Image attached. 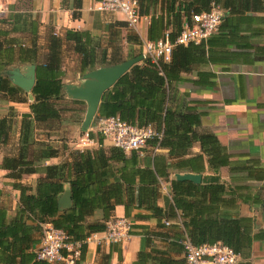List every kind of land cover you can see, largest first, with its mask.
<instances>
[{
	"label": "trees",
	"instance_id": "obj_1",
	"mask_svg": "<svg viewBox=\"0 0 264 264\" xmlns=\"http://www.w3.org/2000/svg\"><path fill=\"white\" fill-rule=\"evenodd\" d=\"M136 1L138 13L149 15V8L155 0ZM80 2L61 0L62 6L70 10L72 19L79 17ZM210 3L223 10L222 19L264 11V0H167L165 20L151 15L146 40H157L166 31L168 42L172 44L183 18L207 11ZM11 20L14 26L11 31L20 29L19 32L27 33L29 41L27 45L16 44L11 39L0 42V95L13 103L25 102L22 90L11 85L2 75L5 68L13 63L33 65L34 81L30 89L32 102L28 105V113L20 115L16 154L4 157L0 163V169L6 172L5 177L12 181L10 187L18 192L11 218L0 207V264H46L36 260L34 255L42 225L48 224L63 231L73 242H82L90 235L105 230V223L112 216L115 206L123 207L124 217H129L132 210H138L143 214H134L133 219H153L156 228H179L181 235L173 236L169 243L181 250L179 242L186 238L194 246L220 243L237 254L240 260L246 257L253 238L250 225L244 219L231 217L227 210L230 206L234 209L235 205L232 200L221 198L222 185L172 180L169 182L171 201L165 215L158 205L160 184L168 180L166 170L169 165L162 164V169L157 167V156L150 154L153 147L166 149L167 155L172 158H181L196 141L212 171L227 166V156L216 138L194 132L199 116L188 109L180 112L169 106L171 84L179 80L180 71L205 63L209 39L198 45L173 46L170 61L157 67L147 61L131 66L102 93L96 111L99 117H117L137 128L149 125L161 131L159 142H146L149 151L145 148L139 156L135 152L124 153L113 146L104 148L102 137L89 133L97 148L82 152L75 150L68 156V162L45 165V161L58 154L34 139V129L36 124L60 118L59 110L52 101L61 100L63 50L69 46L68 51L77 56L81 76L93 69L122 62L119 47L116 45L108 52L109 47L102 46L88 31L65 30L59 37L51 27H47L46 54L38 63V22L26 13L15 14ZM114 26L126 28L124 22ZM107 28L109 31L110 26ZM94 29L98 27L94 26ZM219 29L221 24L216 32ZM124 41L140 45L137 37L130 32L125 35ZM130 57L135 56L128 55ZM14 117V111L9 108L6 116L0 119V144L7 141ZM183 163L191 172H200L203 168L201 155ZM30 175H38L34 185L22 184V177ZM64 185H67L69 206L60 209L57 200L64 192ZM95 212H100V219H93ZM170 221L175 224H170ZM137 227L142 230L144 247L148 250L139 251L133 264H140L146 259L156 261V264H182L162 259L163 252L150 246L151 237L167 240L166 234L150 232L147 226ZM84 248L85 245H82L81 255ZM154 256L157 258H150Z\"/></svg>",
	"mask_w": 264,
	"mask_h": 264
},
{
	"label": "crops",
	"instance_id": "obj_2",
	"mask_svg": "<svg viewBox=\"0 0 264 264\" xmlns=\"http://www.w3.org/2000/svg\"><path fill=\"white\" fill-rule=\"evenodd\" d=\"M80 1L79 17L72 19L70 10L62 6L61 0H30L31 5L28 9L18 7L19 0H0V42H8L11 39L16 44H28L27 33L19 32L20 29L11 31L14 27L11 18L15 14H30L38 22L37 36L42 34L41 31L46 26L51 27L59 37H62L65 30L88 31L91 34L97 30L94 26L96 27L98 21H108V17L90 10L94 2L98 0ZM166 1L155 0L149 8V15L159 16L164 21ZM118 20L121 21L120 18ZM222 20L221 29L208 38L205 63L180 71L179 80L171 84L169 106L180 112L188 109L199 116V124L193 128L194 132L210 134L216 138L227 156V166L212 171L196 141L191 143L181 158L168 156L166 149L151 150L150 154L157 156L155 159L157 167L162 169V164L169 165L166 170L168 180L160 185L162 189L158 205L161 206L164 214L171 201L169 182L175 180L176 174L198 175L200 179L207 180V183H198L202 185H222L221 198L232 200L235 205L234 209L230 206L227 211L233 218L244 219L247 225H250V234L253 237L248 254L241 262L243 264H264V11L246 13L239 17L229 16ZM140 27H144V32H146L148 26L140 24ZM2 33L8 35L3 36ZM36 44V60L40 63L39 52L41 51L43 59L47 42H44L45 47L42 50L39 49V43L36 42ZM132 48L138 53V47L134 45ZM69 53L73 56L70 58V66L72 65L74 69V78L71 79L68 75H64L61 82L63 85L77 86L82 83L77 68L78 58L71 50ZM127 59H129L128 55L123 61ZM66 63H68L66 60L62 62L63 73L64 70L70 68L69 64L66 65L67 68L65 67ZM30 67V64L13 63L5 68L2 75L10 81L11 72L16 71L18 76L30 80ZM22 96L25 98L24 103H13L0 95V119L6 116L9 108L15 114L10 135L5 144H0V163L4 157L16 154L20 115L28 113V105L32 102L29 91L23 92ZM60 96V101L63 103L76 101L66 96L63 86ZM77 102H79L76 105L80 107L81 120L78 125L72 123L68 126L70 135L75 134L77 129L81 133V124L84 120L86 104L81 101ZM98 117L95 112L88 129L94 127ZM47 123L36 124L34 129L36 141L38 140L35 133ZM12 146L13 149L9 150ZM102 146L107 148L111 145L103 141ZM95 148H97L96 145L91 150ZM148 148L146 150L149 151L150 148ZM198 155H201L203 168L200 172H191L185 168L183 162ZM68 161L67 155L61 157L58 153L57 157L48 159L44 164L55 165ZM5 176L6 172L0 169V207L4 208L7 217L11 218L17 205L18 192L10 187L12 181ZM37 177L38 175L23 176L21 183L33 186V181L35 182ZM210 178L214 181H208ZM64 192H67V185H64ZM163 195L168 197V203L162 199ZM134 214L141 215L143 212L132 210L129 217H124L123 207L115 206L110 220L122 218L128 223V239L121 245L108 244L103 240V232L93 234L89 242L85 244L84 252L77 264H133L139 251L148 250L144 247L142 230L137 226H147L150 232L166 234L164 236L169 238L167 240L151 237L150 246L163 252L162 259L180 261L183 264V251L169 243L173 236L181 235V230L179 228H156L155 220H136L132 217ZM93 219H100V212H95ZM170 224H175V222L170 221ZM36 247L37 245L34 250ZM150 258H157V256ZM156 263L151 259L140 262V264Z\"/></svg>",
	"mask_w": 264,
	"mask_h": 264
},
{
	"label": "built area",
	"instance_id": "obj_3",
	"mask_svg": "<svg viewBox=\"0 0 264 264\" xmlns=\"http://www.w3.org/2000/svg\"><path fill=\"white\" fill-rule=\"evenodd\" d=\"M90 10L99 15H119L122 22L137 33L140 24L149 25L151 17L138 13L136 0H98ZM223 14V10L218 5L210 3L207 11L190 14L188 19L183 18L180 31L172 44L168 42L166 31L157 40H141L139 55L142 61L157 67L170 61L173 46L185 47L206 42L217 31ZM89 133L101 136L103 141H107L124 153L135 152L139 156L146 148L147 141L159 142L161 139V131L155 130L152 126L137 128L117 117H98L94 127L87 129L78 138L77 151L91 150L96 145L95 140L88 136ZM156 149L155 146L151 150ZM163 224L167 225V222ZM128 231L129 225L124 219H109L105 223L103 240L108 244L121 245L128 239ZM90 236L82 242H73L63 231L54 229L48 224L42 225L39 242L34 250L35 259L46 264H77L81 258V247L89 242ZM179 244L182 246L184 264L242 263L237 254L220 243L194 246L183 238Z\"/></svg>",
	"mask_w": 264,
	"mask_h": 264
},
{
	"label": "rangeland",
	"instance_id": "obj_4",
	"mask_svg": "<svg viewBox=\"0 0 264 264\" xmlns=\"http://www.w3.org/2000/svg\"><path fill=\"white\" fill-rule=\"evenodd\" d=\"M18 7L22 9H28L31 5L30 0H19ZM105 17H108V21H98L97 27L98 29L94 32H92V36L96 38L99 43H101L102 46H108V52H110V49L114 48L116 45L119 47V58L121 61L125 59L126 55H132L136 56V49H133L134 45L128 44L124 41V37L127 34V32L132 33L137 37V39L140 41L143 40L146 37V32H144V27H140L138 30V33L131 28L125 27H119L114 26L117 25L121 19L119 15H104ZM110 17V18H109ZM110 26V30L108 31V28ZM47 26L43 29L42 34L37 36V42L39 43V49H44L47 36ZM106 29V31H105ZM140 45L136 46L140 49ZM41 52V51H40ZM39 52V60H42V54ZM73 56L69 53L68 48L66 47L63 50L62 54V62L64 63L65 60L66 64L65 67L67 68V64L70 66V58ZM68 71V72H67ZM74 69L72 68V65L70 66L69 70H64V75L72 79L74 78L73 75ZM53 105L59 110L60 118L58 120L50 121L45 126L40 128L42 131H38L35 134H37V142H40L42 145L46 146L50 149H55L57 151V154L62 157L64 155L69 156L70 153L74 152L76 150V143L78 138L81 136L82 132L79 133L77 130L75 131V134H71L69 130L67 129L68 126L72 123L77 124L81 120V114H80V107L73 102L63 103L62 101L53 100ZM95 118V117H94ZM93 118V119H94ZM95 125V124H94ZM63 128V130L61 128ZM47 131V133L45 132ZM65 131V132H64ZM13 146L9 148V150H12ZM23 178V177H22ZM33 183H35L33 181ZM31 182V184H33Z\"/></svg>",
	"mask_w": 264,
	"mask_h": 264
},
{
	"label": "water",
	"instance_id": "obj_5",
	"mask_svg": "<svg viewBox=\"0 0 264 264\" xmlns=\"http://www.w3.org/2000/svg\"><path fill=\"white\" fill-rule=\"evenodd\" d=\"M142 61L140 55L124 60L118 64L105 66L97 68L91 71H88L81 75L80 79L82 83L80 85H63V89L67 97L72 100L81 101L86 104V110L84 113V120L81 124V132L84 133L90 124V121L97 110V106L100 100V97L104 91L109 89L114 82L122 76L127 70ZM31 69V78L26 80L21 76L17 75L16 71L11 72L10 83L22 90V92H30V89L33 85V72L34 66L30 65ZM176 181H190L193 184H198L200 182L207 183V180L200 179L198 175L195 174H183L174 176ZM208 181H214L213 178H210ZM162 199L168 203L169 199L166 195H163ZM58 207L60 209L67 208L69 206V194L63 192L57 200ZM166 213V212H165ZM164 213V214H165ZM243 264V263H240Z\"/></svg>",
	"mask_w": 264,
	"mask_h": 264
}]
</instances>
